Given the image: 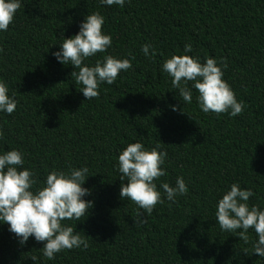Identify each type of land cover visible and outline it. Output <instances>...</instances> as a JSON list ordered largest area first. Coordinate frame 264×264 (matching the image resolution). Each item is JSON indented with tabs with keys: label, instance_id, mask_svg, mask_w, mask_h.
Returning a JSON list of instances; mask_svg holds the SVG:
<instances>
[{
	"label": "trees",
	"instance_id": "16d2710c",
	"mask_svg": "<svg viewBox=\"0 0 264 264\" xmlns=\"http://www.w3.org/2000/svg\"><path fill=\"white\" fill-rule=\"evenodd\" d=\"M21 5L9 29L0 31V82L17 101L12 114L0 112V155L23 154L21 170L38 179L33 191L53 170L87 167L83 187L91 194L83 199L94 207L80 221H64L89 247L62 251L52 260L43 256V243L30 237L22 245L0 222V264H264V257L252 254L254 229L245 244L236 233L222 231L215 216L232 184L252 190L249 206L264 210V0H125L124 7L100 0H21ZM95 12L104 17L103 32L112 45L85 64L95 66L112 55L131 60L133 67L112 85L100 84L99 98L88 101L71 77L74 67L53 53ZM145 44L155 49L154 57L144 55ZM186 44L191 52L184 51ZM173 55L202 64L214 58L221 67L226 59L223 79L244 103L243 113H204L191 82L192 103L184 102L162 71ZM136 142L147 150L159 143L168 153L162 165L167 174L155 181L164 203L150 216L120 197L126 181L120 179L118 157ZM181 176L188 193L168 201L162 183L175 187ZM144 218L146 223L138 222Z\"/></svg>",
	"mask_w": 264,
	"mask_h": 264
},
{
	"label": "clouds",
	"instance_id": "9594fccd",
	"mask_svg": "<svg viewBox=\"0 0 264 264\" xmlns=\"http://www.w3.org/2000/svg\"><path fill=\"white\" fill-rule=\"evenodd\" d=\"M100 3L124 7L125 0H100ZM21 6V0H0V31L9 29ZM104 23V17L99 12L87 15L78 34L64 38L61 50L53 53L58 62L74 67L71 77L75 84L82 86L79 91L88 101L99 98L100 84L106 82L112 85L121 71L133 67L131 60L118 59L112 55L97 60L95 66L85 64L88 58L106 53L112 45V37L103 32ZM142 51L145 56L156 55L155 49L149 44L143 45ZM184 51L191 52V44H186ZM219 63L227 68L226 59L222 58ZM222 67L218 66L214 58H206L202 64L198 58L189 55H173L163 63L162 71L172 78V87L179 90L184 102L192 103V90L188 86L191 82L192 88L199 93L197 100L204 113H215L217 116L229 113L236 117L243 113L245 105L238 102L235 92L223 79ZM8 91L7 85L0 82V112L12 114L17 101L8 95ZM178 107L172 106L174 111ZM3 136L0 131V139ZM160 147L158 143L147 150L140 142L131 143L118 157L120 179L126 181L121 185V199L131 201L148 216L158 204L164 203L155 183L167 174L162 165L168 153L166 150L160 151ZM23 164V154L18 150L0 155V222L10 226L9 231L19 238L22 245L30 237L43 243L41 251L48 260L65 250H86L89 247L87 239L64 221H80L94 207L92 201L83 199L91 194L89 189L83 187L89 177V169H71L68 173L53 170L47 175L44 186L33 191L34 185L38 183L36 173L26 168L21 170ZM161 186L168 201L174 202L177 196L188 193L182 176L177 178L175 187L167 182ZM254 195L252 190L232 184L219 200L215 216L222 231L236 233L245 244L250 242L249 229H254L258 239L252 242V254L264 257V210L249 206L248 201ZM141 216L142 213L138 212L137 217ZM138 222L147 221L144 218ZM31 259L37 261L38 258L33 256Z\"/></svg>",
	"mask_w": 264,
	"mask_h": 264
}]
</instances>
